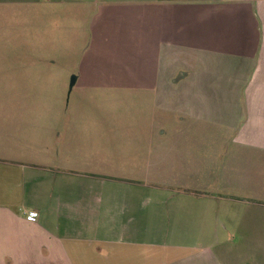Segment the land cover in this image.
I'll use <instances>...</instances> for the list:
<instances>
[{
	"label": "crops",
	"instance_id": "0c3cea01",
	"mask_svg": "<svg viewBox=\"0 0 264 264\" xmlns=\"http://www.w3.org/2000/svg\"><path fill=\"white\" fill-rule=\"evenodd\" d=\"M38 1L0 0V22L9 7ZM144 2L162 52L151 88L161 124L173 117L175 129L137 148L65 145L56 154L25 147L12 133L22 116L0 113V264H264L257 231L240 246L227 241L224 232H236L228 227L167 231L177 214L161 210L168 198L210 201L216 183L262 193L264 0ZM87 137L77 134L81 144ZM177 232L211 241L163 240Z\"/></svg>",
	"mask_w": 264,
	"mask_h": 264
},
{
	"label": "rangeland",
	"instance_id": "374dc122",
	"mask_svg": "<svg viewBox=\"0 0 264 264\" xmlns=\"http://www.w3.org/2000/svg\"><path fill=\"white\" fill-rule=\"evenodd\" d=\"M38 3L9 7L8 20L0 22V113L22 116L21 128L12 133L25 147L49 146L45 150L56 154L65 145L137 148L148 144L155 130L175 129L173 117L161 124L151 88L159 80L162 52L158 22L145 29L148 2ZM148 15L154 18L153 12ZM83 131L88 137L81 144L77 134ZM232 183L210 186V201L165 199L161 210L177 214L175 223L167 218V231L192 224L228 227L236 232H224L227 241L239 246L257 231L264 262V183L258 196ZM32 214L34 219L26 214L30 222L37 217ZM164 235V241H211L184 232Z\"/></svg>",
	"mask_w": 264,
	"mask_h": 264
},
{
	"label": "built area",
	"instance_id": "2783aa9c",
	"mask_svg": "<svg viewBox=\"0 0 264 264\" xmlns=\"http://www.w3.org/2000/svg\"><path fill=\"white\" fill-rule=\"evenodd\" d=\"M30 217H31L32 219H34L35 215H34V214H31Z\"/></svg>",
	"mask_w": 264,
	"mask_h": 264
},
{
	"label": "water",
	"instance_id": "95a60500",
	"mask_svg": "<svg viewBox=\"0 0 264 264\" xmlns=\"http://www.w3.org/2000/svg\"><path fill=\"white\" fill-rule=\"evenodd\" d=\"M73 85H71L70 89H72Z\"/></svg>",
	"mask_w": 264,
	"mask_h": 264
}]
</instances>
